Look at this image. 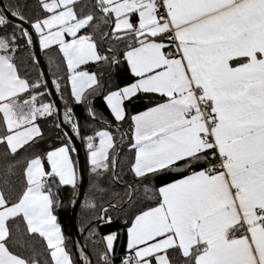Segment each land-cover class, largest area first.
<instances>
[{
  "label": "snow or ice",
  "instance_id": "obj_1",
  "mask_svg": "<svg viewBox=\"0 0 264 264\" xmlns=\"http://www.w3.org/2000/svg\"><path fill=\"white\" fill-rule=\"evenodd\" d=\"M40 2L47 15L32 28L44 49L59 46L73 73L72 94L83 102L98 80L95 73L77 69L89 61H108L91 36L77 35L96 17L78 16L79 0ZM95 7L104 23L114 17L116 39L131 37L139 44L125 54L137 80L105 98L115 120L125 118L123 102L138 93L166 98L132 118L131 171L137 178L182 167L190 171L156 190L157 205L135 217L128 230L131 254L122 264H176L172 253L183 258L182 264H264V0H96ZM11 16L25 20L21 5ZM9 23L0 12V28ZM65 33L73 39L66 40ZM21 34L32 43L27 29ZM165 37L175 52L166 50L171 45ZM18 40L15 32L0 34V143L12 155L42 138L36 121L53 114L51 104H38L40 83L18 74L13 55ZM97 136L99 145L89 137L87 147L99 175L113 170L118 159L109 154L113 136L107 131ZM73 151L65 143L28 160L27 186L16 200L0 190V264H29L10 247V222L16 218L23 219L28 234L46 242L52 264H74L53 214L52 192L57 180L75 187ZM201 163L208 167L196 171ZM105 239L113 251L114 236ZM101 260L108 264L107 253Z\"/></svg>",
  "mask_w": 264,
  "mask_h": 264
},
{
  "label": "trees",
  "instance_id": "obj_2",
  "mask_svg": "<svg viewBox=\"0 0 264 264\" xmlns=\"http://www.w3.org/2000/svg\"><path fill=\"white\" fill-rule=\"evenodd\" d=\"M3 1L11 13L17 9V5H21V11L25 17L23 21L31 26L35 20L47 15L41 7L40 0ZM95 4L96 0H85L79 4V7L84 8L85 15L91 13L96 17L81 34L89 33L99 52L107 56L108 61H99L85 67L96 74L98 85L85 92L83 102L77 103L71 94L69 68L59 47L41 49V53L62 103L63 119L75 134H79L85 154L87 186L76 218L87 256L85 263L88 264L90 260L91 264H104L101 256L109 251L105 244V237L114 235V250L110 252L112 261L114 264H122V261L130 254L126 249L127 230L133 219L141 212L157 205L159 194L156 190L185 175H190V171L182 167L180 171H162L154 175L149 174L145 178H137L131 171L135 161V149L131 148L134 143L132 117L136 113L162 103L166 98L157 94L141 93L125 101V118L122 121L115 120L105 97L109 92L136 81L125 59V51L131 43V37L116 39L118 34L112 31V21L109 23L101 21V13L97 11ZM96 25L99 27L97 28ZM22 28L26 29L21 24L10 21L6 27L0 28V34L15 32L19 37L18 48L13 53L18 74L29 82L40 83L41 87L38 91L43 95L38 96V104H51L53 114L50 117L37 119L36 122L42 130L43 137L37 138L32 146H25L17 154L12 155L7 145L0 143V188L10 200H16L27 186L24 169L28 160L37 155L45 157L47 152L62 144L71 143L60 126L55 103L36 60L32 43L28 44L27 39L22 36ZM113 58L115 63L112 62ZM69 109L71 112H68ZM66 114L71 118L70 121L66 120ZM73 123L78 125V129L73 128ZM3 127L4 124L0 120V136L4 135ZM104 130L113 136L115 147L110 149L109 154L110 157H117L118 163L113 170L101 172L98 175L87 162L86 142L89 137L96 139L97 133ZM71 156L78 169L75 151L71 153ZM44 162L46 170H50L46 159ZM213 163L218 164V159L213 160ZM203 167L208 165L198 164L195 170L200 171ZM79 182L75 184V187L60 185L58 180L52 184V192L56 200L53 212L62 227L65 247L75 264L80 262L76 252L71 216L78 196ZM130 193L131 199H129ZM107 219L110 220L109 223L104 222ZM10 228L12 231L10 247L16 254L27 259L29 264L32 260L38 261V264H52L46 242L37 234H28L26 223L22 218L11 221ZM171 255L176 264H182V257H179L177 253Z\"/></svg>",
  "mask_w": 264,
  "mask_h": 264
},
{
  "label": "water",
  "instance_id": "obj_3",
  "mask_svg": "<svg viewBox=\"0 0 264 264\" xmlns=\"http://www.w3.org/2000/svg\"><path fill=\"white\" fill-rule=\"evenodd\" d=\"M0 12L5 13L7 15L9 21L21 24L31 34L34 54H35L36 60L39 63V66L43 72V76L45 78L46 85H47V88L50 92L52 100L55 103L60 126L62 127L63 131L67 135L72 146L76 149L75 153H76L77 162H78L80 182H79L78 196H77V199H76L74 206L72 208L71 220H72V226H73L74 236H75V240H76V252H77L79 262H80V264H86L85 259L82 258L85 256V248H84V244H83V241L81 238L79 227H78L77 222H76L79 206H80L81 202L83 201L86 186H87V175H86V168H85L86 161H85V154H84L83 148H82L81 143H80V136H79V134H75L73 132V130L69 127V125L63 119V106H62L61 100H60V98H59V96H58V94L54 88V85H53L52 79L49 75L47 66L44 62V59H43V56L41 53V48L39 46L38 38H37V35L35 34L34 29L32 28V26L30 24H28L24 21H21L20 19H18L16 17L11 16V12L6 8L3 0H0Z\"/></svg>",
  "mask_w": 264,
  "mask_h": 264
},
{
  "label": "crops",
  "instance_id": "obj_4",
  "mask_svg": "<svg viewBox=\"0 0 264 264\" xmlns=\"http://www.w3.org/2000/svg\"><path fill=\"white\" fill-rule=\"evenodd\" d=\"M83 1H85V0H79V2L76 4V6H75V10H76V12H77V14H78V16H81V17H83V16H87V15H85L84 13H83V7H79V4L81 3V2H83ZM131 20H132V22L133 23H137L138 22V16L136 15V14H133L132 16H131ZM113 21H114V17H113ZM112 21V29H113V27H114V22ZM34 29V28H33ZM84 29H82L77 35L78 36H91L89 33H83V34H81V32L83 31ZM35 31V30H34ZM35 34L37 35V38H38V42H39V36H38V34L35 32ZM116 34V33H115ZM65 39L66 40H68V41H71L72 39H73V37H71V36H69L67 33H65ZM132 41H136L134 38H131L130 39V42L131 43H129L130 45L127 47V49H126V51H125V54L128 52V51H130L131 50V47H139V44L137 43V44H135V45H132ZM164 43H166V44H170L171 46L170 47H168V48H171V47H174V44L173 43H171L170 41H168L167 40V38L165 37L164 38V41H163ZM39 46H40V48L41 49H44L41 45H40V42H39ZM53 46H58V45H53ZM97 46V45H96ZM131 46V47H130ZM59 47V46H58ZM97 51L99 52V50H98V48H97ZM100 53V52H99ZM101 54V53H100ZM66 59V58H65ZM125 59H126V55H125ZM126 61H127V59H126ZM66 62H67V60H66ZM99 62V61H98ZM97 61H89L87 64H84V65H81L80 66V68H78L77 69V71H87V72H89V73H93V72H91V71H89V70H87L85 67L87 66V65H89V64H95V63H98ZM127 64H128V62H127ZM233 66H235V62H233ZM128 67H129V69H130V66H129V64H128ZM130 71H131V69H130ZM69 73H70V76L73 74L70 70H69ZM132 73V72H131ZM133 74V73H132ZM70 78V77H69ZM98 80V79H97ZM136 80H137V77H136ZM135 82V81H134ZM133 82V83H134ZM69 83H70V88H71V94H72V86H71V81H70V79H69ZM133 83H131V84H133ZM131 84H129V85H131ZM129 85H126V86H124V87H122V88H120V89H117V90H113V91H111V92H109L107 95H106V97L109 95V94H111V93H113V92H116V91H118V90H121V89H123V88H125V87H127V86H129ZM94 87V86H93ZM89 90V89H88ZM87 91V90H86ZM142 93V92H141ZM141 93H138L137 95H139V94H141ZM151 94H157V95H160V94H158V93H151ZM136 95V96H137ZM72 96H73V94H72ZM161 96V95H160ZM105 97V98H106ZM133 97H135V96H133ZM133 97H131V98H133ZM73 98H74V100H75V97L73 96ZM130 98V99H131ZM106 100V99H105ZM127 100H129V99H127ZM127 100H125V101H127ZM125 101L123 102V108H124V111H125V107H124V103H125ZM165 101H163L162 103H164ZM107 103V102H106ZM162 103H159V104H162ZM159 104H157V105H159ZM157 105H155V106H153V107H150V108H148V109H146V110H144V111H141V112H139V113H136L135 115H133V117L134 116H137V115H140V114H142V113H145V112H147V111H149L150 109H152V108H154V107H156ZM107 106H108V104H107ZM110 109V108H109ZM114 116V115H113ZM125 116H126V111H125ZM132 117V118H133ZM132 121H133V119H132ZM37 123V122H36ZM38 124V123H37ZM133 125H134V121H133ZM40 127V126H39ZM134 127H135V125H134ZM3 129H4V127H3ZM104 131H106V130H104ZM108 132V131H107ZM133 134H134V130H133ZM94 138V137H93ZM98 140H99V137L97 136L96 137V139L94 138V142L97 144L98 143ZM133 141H134V139H133ZM88 142H89V140H88ZM88 142H86V149H87V152H86V155H87V162H88V164L90 165V166H92L91 165V162H90V157H89V149H88V147H87V144H88ZM110 151V150H109ZM72 157V156H71ZM72 160H73V158H72ZM73 163H74V161H73ZM74 167H75V171H76V183H78L79 182V172H78V169L76 168V166H75V163H74ZM185 176H187V175H185ZM185 176H183V177H181V178H179V179H177V180H180V179H182V178H184ZM177 180H175V181H177ZM175 181H173V182H175ZM173 182H170V183H173ZM170 183H168V184H170ZM167 185V184H166ZM68 186H72V185H68ZM163 186H165V185H163ZM162 187V186H161ZM0 190H1V188H0ZM153 207H155V206H153ZM148 210V209H147ZM146 211V210H145ZM53 214H54V212H53ZM55 215V214H54ZM139 215V214H138ZM134 220H135V218L133 219V221H132V223L134 222ZM57 223H58V221H57ZM132 223H131V225L129 226V228L132 226ZM59 224V223H58ZM60 225V224H59ZM61 226V225H60ZM129 228H128V230H129ZM61 230H62V227H61ZM128 230H127V243H126V249L129 251V249H128V241H129V236H128ZM62 233H63V230H62ZM38 235V234H37ZM63 236H64V233H63ZM109 236V235H108ZM114 236V235H113ZM107 237V236H106ZM105 237V238H106ZM65 238V237H64ZM114 241H115V236H114V240H113V246H114ZM64 244H65V239H64ZM105 244H106V239H105ZM106 247H107V244H106ZM130 252V251H129ZM131 254V253H130ZM71 255V254H70ZM72 257V256H71ZM73 259V258H72ZM75 264V263H74Z\"/></svg>",
  "mask_w": 264,
  "mask_h": 264
},
{
  "label": "built area",
  "instance_id": "obj_5",
  "mask_svg": "<svg viewBox=\"0 0 264 264\" xmlns=\"http://www.w3.org/2000/svg\"><path fill=\"white\" fill-rule=\"evenodd\" d=\"M161 12L163 13V9H161ZM164 14H166V13H164ZM135 44H137V42L136 41H132V45H135ZM167 51H169V52H175V44H174V47H171V48H167L166 49ZM101 55L102 56H105L103 53H101ZM105 223H109L110 222V220L109 219H107L106 221H104ZM107 255H108V264H114L113 263V261H112V257H111V253L108 251L107 252ZM130 254H128V256H129ZM127 256V257H128ZM126 257V258H127Z\"/></svg>",
  "mask_w": 264,
  "mask_h": 264
},
{
  "label": "rangeland",
  "instance_id": "obj_6",
  "mask_svg": "<svg viewBox=\"0 0 264 264\" xmlns=\"http://www.w3.org/2000/svg\"><path fill=\"white\" fill-rule=\"evenodd\" d=\"M99 145V140H98V143H97V146Z\"/></svg>",
  "mask_w": 264,
  "mask_h": 264
}]
</instances>
